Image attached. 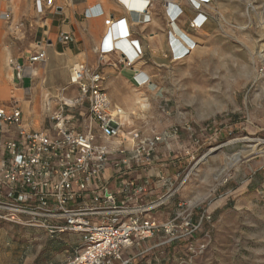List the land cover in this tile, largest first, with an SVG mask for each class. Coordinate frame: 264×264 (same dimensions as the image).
<instances>
[{
  "label": "rangeland",
  "instance_id": "374dc122",
  "mask_svg": "<svg viewBox=\"0 0 264 264\" xmlns=\"http://www.w3.org/2000/svg\"><path fill=\"white\" fill-rule=\"evenodd\" d=\"M181 1L177 19L163 23L168 36L149 101L128 117L171 145L174 195L165 218L193 210L197 221L210 219L187 239L157 233L131 264H264V0ZM161 9L153 1L152 11ZM203 11L207 21L194 27ZM174 22L193 41L181 58L188 49L176 57ZM63 102H51L52 111L66 108ZM36 123L48 129L51 118ZM54 240L45 230L0 221V264H65L74 251Z\"/></svg>",
  "mask_w": 264,
  "mask_h": 264
},
{
  "label": "built area",
  "instance_id": "2783aa9c",
  "mask_svg": "<svg viewBox=\"0 0 264 264\" xmlns=\"http://www.w3.org/2000/svg\"><path fill=\"white\" fill-rule=\"evenodd\" d=\"M196 1L202 5L212 0ZM36 4L42 11V1ZM201 15L194 19V27L201 28L207 21ZM106 23L101 64L108 61L109 53L119 50H131L137 57L142 54L126 18H109ZM69 39L68 34L64 36ZM123 40L128 41L126 48L120 45ZM45 56L44 51L37 52L30 62ZM15 68L21 80L23 67ZM70 83L78 94L64 101L69 111L62 107L55 112L50 133L26 130L18 106L0 107V135L11 125L18 127V137L0 141V221L45 230L51 238L81 234V246L65 264H131L132 257L125 252L159 232L170 242L194 236L210 216L203 214L197 221L193 210H185L162 222L152 213L174 195L173 179L161 170L166 165L160 154L165 136L149 135L132 125L126 111L112 102L101 72L75 65ZM78 116H85L80 127L75 126ZM186 153L194 158L189 150ZM139 165L149 166L151 175L167 188L149 203L144 201L146 185L130 178Z\"/></svg>",
  "mask_w": 264,
  "mask_h": 264
},
{
  "label": "crops",
  "instance_id": "0c3cea01",
  "mask_svg": "<svg viewBox=\"0 0 264 264\" xmlns=\"http://www.w3.org/2000/svg\"><path fill=\"white\" fill-rule=\"evenodd\" d=\"M36 1L0 0V107L11 109L12 106H18L22 111V126L28 131L52 132L55 124L52 117L62 107L52 111L50 103L68 101L77 96L76 86L70 83V70L75 65L83 64L93 71L101 72L112 102L122 107L129 117H134L135 109L140 103L149 101V86L154 81V69L160 62L157 55L164 50L162 45L166 43L168 36L163 23L177 19L179 15L174 13V9L177 6L182 10V1L150 0L149 3V0H53L49 5L41 0L42 11L38 10ZM153 1L163 4L164 9L161 12L152 11ZM168 4L172 8L165 12ZM201 14L203 17L206 12ZM109 18H126L131 38L140 43L142 54L139 57L134 56L131 50L127 52L129 56L119 50L109 53L106 57L108 61L101 64L100 49L108 31L106 20ZM171 26L170 42L176 50V57L188 49L179 57L181 58L187 54L193 41L177 22ZM67 34L70 39L64 40ZM182 38L183 43L180 41ZM120 45L126 48L128 41H120ZM41 51L45 52V59L30 62V57ZM17 64L23 67L21 80L16 75ZM66 110L69 111L68 108ZM44 115L51 118L48 129L37 127L36 121ZM78 117L75 126L80 127L85 116ZM144 132L149 134V131ZM16 137L18 127L11 125L0 135V141ZM170 146L168 141L162 144L160 154L166 165L162 169L156 165V168L172 179L175 168L174 161H171ZM2 159L3 153L0 152V165ZM130 178L146 185V203L154 200L166 188L158 177L151 175L149 166H137ZM166 208L162 206L152 213L159 221H167L173 217L165 218ZM174 214L175 217L177 212ZM49 238L55 239V247L69 245L74 251L71 256L83 241L82 235L78 233H65ZM142 246H145L144 250L141 249ZM136 249L140 250V254L148 253L149 239L128 249L125 254L133 260Z\"/></svg>",
  "mask_w": 264,
  "mask_h": 264
},
{
  "label": "bare ground",
  "instance_id": "6f19581e",
  "mask_svg": "<svg viewBox=\"0 0 264 264\" xmlns=\"http://www.w3.org/2000/svg\"><path fill=\"white\" fill-rule=\"evenodd\" d=\"M150 2H151V1L149 0V3H150ZM195 3L198 4L199 2L195 0ZM144 106H145V105H144Z\"/></svg>",
  "mask_w": 264,
  "mask_h": 264
}]
</instances>
